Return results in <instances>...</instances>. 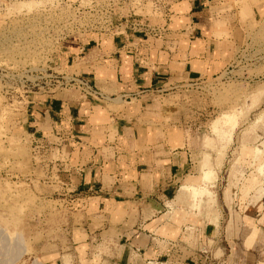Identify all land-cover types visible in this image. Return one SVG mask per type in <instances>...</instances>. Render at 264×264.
Wrapping results in <instances>:
<instances>
[{
	"label": "crops",
	"instance_id": "0c3cea01",
	"mask_svg": "<svg viewBox=\"0 0 264 264\" xmlns=\"http://www.w3.org/2000/svg\"><path fill=\"white\" fill-rule=\"evenodd\" d=\"M157 1L163 13L146 17L130 9L122 14L131 0H93V6L111 7L109 28L70 32L52 54L55 64L73 67L102 97L74 87L28 95L21 119L24 131L45 151L64 156L55 164L61 168L62 210L69 212L61 227L69 236L70 252L63 253L58 243L47 245L55 254L45 264H62L66 255L71 264L204 260L183 236L196 227L190 206L198 207L204 195L212 194L208 186L215 170L207 165V155L201 171L195 170L187 127L177 110L181 102L173 100L183 95L178 92L184 86L228 67L219 56L221 50H230L229 40H215L214 35L229 34L228 17L239 12L228 10L214 24L211 7L216 0ZM223 1L224 9L234 3L248 8L245 0ZM256 3L259 14L264 0ZM214 25L223 27L214 30ZM261 152L259 146L251 149L260 162L258 173L264 168ZM260 180L258 174L252 185ZM244 185L241 191L247 194L249 186ZM262 193V188L255 193L257 201ZM175 210L180 213L173 218Z\"/></svg>",
	"mask_w": 264,
	"mask_h": 264
},
{
	"label": "rangeland",
	"instance_id": "374dc122",
	"mask_svg": "<svg viewBox=\"0 0 264 264\" xmlns=\"http://www.w3.org/2000/svg\"><path fill=\"white\" fill-rule=\"evenodd\" d=\"M256 1L245 0L247 9L237 3L224 9L223 0L212 4L214 24L228 10L239 12L228 17L229 34L214 35L215 40H229L230 50H221L219 56L228 67L184 86L178 92L183 95L173 100L181 102L177 110L187 127L186 143L196 160L195 170L201 171L206 155L207 165L215 170L208 186L212 194L204 195L198 207L191 204L196 227L183 236L203 255L199 264L264 263V194L259 201L255 198L259 189L264 191V168L257 172L260 162L251 154L259 146L260 161L264 159V11L258 14ZM10 3L0 15V73L7 76L45 66L43 62L68 33L95 26L108 29L112 22L109 5L93 6L89 0ZM125 6L122 14L129 9L137 16L159 14L155 0H131ZM13 86L12 79L0 80V264H45L55 254L47 245L58 243L63 253L70 252L69 236L61 227L69 212L62 210L61 168L55 164L64 156L36 148L21 122L32 94H17ZM256 120L260 121L254 124ZM258 174L261 180L252 185ZM242 184L249 186L247 194L241 191ZM179 213L171 211V216ZM67 259L71 264L68 255L61 263L68 264Z\"/></svg>",
	"mask_w": 264,
	"mask_h": 264
},
{
	"label": "built area",
	"instance_id": "2783aa9c",
	"mask_svg": "<svg viewBox=\"0 0 264 264\" xmlns=\"http://www.w3.org/2000/svg\"><path fill=\"white\" fill-rule=\"evenodd\" d=\"M53 53L49 54L50 59L43 62L45 66L39 65L37 69H28L25 74L23 72L18 74L8 73L7 76L6 73H0V80L6 83L9 79H12L14 81V91L19 92L17 94L54 93L61 88L74 87L81 94L102 97L100 90L96 89L86 78L74 71L64 70L55 64L52 58ZM27 73H31V75Z\"/></svg>",
	"mask_w": 264,
	"mask_h": 264
},
{
	"label": "trees",
	"instance_id": "16d2710c",
	"mask_svg": "<svg viewBox=\"0 0 264 264\" xmlns=\"http://www.w3.org/2000/svg\"><path fill=\"white\" fill-rule=\"evenodd\" d=\"M82 1H84V0H75L74 2H69V1H67V2H69V4H75V3H77V4H81V2ZM93 0H89V2L91 3ZM155 3H156V6H157V10L159 11V14H161V13H163V9L161 8V6H160V3H159V1H157V0H155ZM6 4L8 5H10L11 3H10V0H0V6L2 7V6H6ZM168 8V7H167ZM167 11H168V9H167ZM35 146H36V148H39V151H42V148H45L43 151L45 152V153H49V151L50 150H47V151H45L47 148L46 147H44L41 143H38V142H35ZM42 145V146H41ZM54 151V150H53ZM59 172H60V174L59 175H61V170H59Z\"/></svg>",
	"mask_w": 264,
	"mask_h": 264
}]
</instances>
